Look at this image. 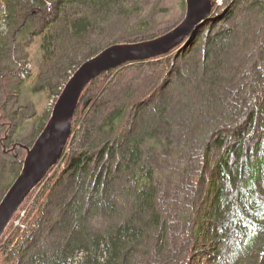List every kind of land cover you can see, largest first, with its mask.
I'll list each match as a JSON object with an SVG mask.
<instances>
[{
	"label": "trees",
	"instance_id": "16d2710c",
	"mask_svg": "<svg viewBox=\"0 0 264 264\" xmlns=\"http://www.w3.org/2000/svg\"><path fill=\"white\" fill-rule=\"evenodd\" d=\"M160 1L143 10L137 0H0V203L27 156L11 140L8 82L19 77L53 100L49 111L36 105L23 117L40 135L86 60L115 44L157 39L182 23L185 16L159 20ZM180 1L185 12L186 0ZM222 1L231 10L220 16L212 0L213 14L199 30L210 25L208 34L198 31L167 55L128 63L87 86L62 160L0 239V264H264V83L248 89L250 110L237 107L226 119L215 100L221 85L239 80V58L254 54L251 66L264 75L258 23H264V2ZM237 3L258 9L254 34L235 52L212 48L222 30H239L226 25ZM121 17L130 20L127 34L107 36ZM222 19L225 27L208 38ZM240 30L238 42L244 41ZM17 48L22 65L5 75ZM38 56L39 66L28 63ZM14 90L16 97L22 92ZM186 90L205 97L183 128L175 127L170 111Z\"/></svg>",
	"mask_w": 264,
	"mask_h": 264
},
{
	"label": "water",
	"instance_id": "95a60500",
	"mask_svg": "<svg viewBox=\"0 0 264 264\" xmlns=\"http://www.w3.org/2000/svg\"><path fill=\"white\" fill-rule=\"evenodd\" d=\"M212 14V0H186L184 20L169 33L147 42L112 45L79 67L60 94L44 130L27 148L21 174L0 203V239L29 195L62 160L87 86L102 74L128 63L169 54L191 41Z\"/></svg>",
	"mask_w": 264,
	"mask_h": 264
},
{
	"label": "rangeland",
	"instance_id": "374dc122",
	"mask_svg": "<svg viewBox=\"0 0 264 264\" xmlns=\"http://www.w3.org/2000/svg\"><path fill=\"white\" fill-rule=\"evenodd\" d=\"M137 1H138V4H137L138 8H142L143 10L150 9L149 7L151 5L152 0H143V2H141L142 0H137ZM248 1L249 3H251V1L253 0L251 1L248 0ZM256 1L264 2V0H256ZM218 2H219V7L217 9V12L220 13V16L221 15L226 16V8H227V11L231 10V8L228 6H225L222 0H218ZM185 8H186V3H185ZM159 9L161 10L160 12L161 15H158L159 20L165 19L167 21L168 20L167 18L171 16L174 18H178L179 16L186 15V11L184 12V6L181 4L180 0H161L159 4ZM235 10H236L235 13L238 12L237 15L234 14L231 17V20L228 19L227 21L229 23H226V25L230 24L233 26L234 24L235 26V24H238L239 30L241 29L240 35L244 39V41L242 40L239 42L237 41V39L240 38V36H238L239 30H237V27L234 28L232 32H226L225 30H222L220 34L221 36L219 37L220 40L218 39L216 42L211 44L212 48L216 49V48L230 47V49L227 52L232 53L233 50L235 52V50L240 48V46L241 47L245 46L248 43V39L246 38H249L251 37L252 34H254V32H251L250 28L251 26H254L257 24L256 20H257V16L259 15L258 9L256 10V7L243 8V5H241L240 3H237V7ZM128 22H130V20H127L126 18L121 17L119 19V22H117L113 27L111 26L108 29L107 36H119L121 34H127L128 31H127L126 26ZM223 22H224L223 19L220 21H216L215 28L211 29L210 34L207 35L208 38L211 37L210 35L214 36V34L218 31V28L221 27ZM258 23L262 31L264 23L259 20H258ZM224 27L222 26L221 29H223ZM209 28H210V25H208V27L205 30H202L199 32L200 33L202 32L203 34L207 32L208 34ZM195 44H197L196 38L194 39V42L191 44V48H193ZM11 57L12 59H9L10 61L7 60L5 62V70H3L4 71L3 74L5 75L6 74L9 75L8 73L9 70L12 71L17 68L18 69L20 68V66L22 65L20 60L23 57L22 50L17 48V50H14V52H12ZM262 59L264 61V52L262 53ZM192 60L193 58H189L190 63H192ZM254 60H255L254 54L248 57L246 55L245 58H239L237 67H238V70L242 71L239 76V80L237 82L235 81V84H233L234 80L232 79L233 81H231L230 84L221 85V89L217 92L216 99H215L216 105H218V107L220 108V111L225 112L226 115L224 116V119H226L227 114L230 113L231 111L234 114L235 113L234 110L237 107L240 109L246 108L245 111L248 109L250 110V108L252 107V104L250 102L251 97L250 95H248L247 91L248 89L255 91L258 89V87H262V83H264V75L259 69V66L257 67L256 64L255 65L253 64V66H251V64L254 63ZM32 61L34 62L36 66H39L40 57L39 56L32 57L31 59L28 60V63H32ZM212 61H213V64H215V60H212ZM243 69L245 72H243ZM246 70L250 71L254 79L249 78ZM14 75L16 77L18 76L16 75V73ZM209 76L210 78L213 77V73L212 75L210 74ZM20 80L21 79H19L18 77L8 82L6 87L8 91L10 92V97L6 99L4 104H5V109L7 111L8 116L12 119V122H11L12 126H11V132H10L11 140L21 142L23 146H25L26 148H30L35 142L37 135H39V131L37 130V127L36 125H34L33 121L30 120L29 118H26L25 121L23 122V117L29 114L30 107H35L36 105L40 112L49 111V108L52 105L53 100L51 98L45 97V95L42 93L37 94L36 92H34V89L31 86L25 85L23 83L21 84ZM17 87L20 88L22 91L18 97L14 96L15 95L14 89ZM176 96H177L176 97L177 101L174 103V106L172 107L170 111V116L175 121L173 123L175 127L178 126V127L183 128V126L181 125L190 119L192 115V111L196 109L197 107L196 103H199V100L201 99L200 101V104H201L205 95L199 94L196 98L194 97L195 93H193V90H191V91H187L180 95L178 93ZM2 100H3V89L0 85V101ZM208 102L209 100L207 101L205 105L202 104V107L204 106L207 107L209 104ZM209 108L213 110L211 106ZM240 111H244V110H240ZM212 112L211 114H213ZM19 116L20 118H18ZM217 122L218 120L214 121L213 119H211L212 125L214 124L216 125ZM225 122L228 123L227 121H222L221 123L225 124ZM180 139H182V136L180 137ZM229 139H232V137ZM181 141H183V139ZM194 142H195V145H197V148H200V145L202 144L203 141H202V138L200 137V138H196ZM177 146L179 147V145Z\"/></svg>",
	"mask_w": 264,
	"mask_h": 264
}]
</instances>
